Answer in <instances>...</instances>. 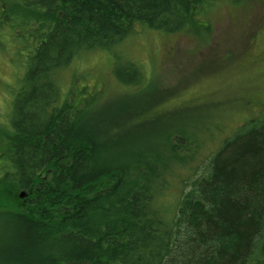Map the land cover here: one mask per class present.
<instances>
[{
  "label": "trees",
  "instance_id": "trees-1",
  "mask_svg": "<svg viewBox=\"0 0 264 264\" xmlns=\"http://www.w3.org/2000/svg\"><path fill=\"white\" fill-rule=\"evenodd\" d=\"M220 1L4 0L24 70L0 123V264H264V111L216 150L185 129L122 148L118 124L94 121L101 93H61L75 62L196 31ZM117 61L123 90L140 86L143 65ZM217 125L203 126L211 142Z\"/></svg>",
  "mask_w": 264,
  "mask_h": 264
},
{
  "label": "rangeland",
  "instance_id": "rangeland-1",
  "mask_svg": "<svg viewBox=\"0 0 264 264\" xmlns=\"http://www.w3.org/2000/svg\"><path fill=\"white\" fill-rule=\"evenodd\" d=\"M4 4L0 0V9ZM198 21L196 31L138 33L117 50L118 56L96 53L75 62L60 74L61 93L74 102L83 89L101 93L94 121L118 124L110 139L124 143L122 148L138 140V147L154 149L157 135L185 129L198 132L199 141L216 150L236 126L264 111V0H223ZM7 28L0 30V123L24 70ZM125 48L129 52L122 54ZM119 58L143 65L140 86L123 90L115 81ZM216 125L213 134L220 137L211 142L203 126ZM113 149L119 148L108 151Z\"/></svg>",
  "mask_w": 264,
  "mask_h": 264
},
{
  "label": "water",
  "instance_id": "water-1",
  "mask_svg": "<svg viewBox=\"0 0 264 264\" xmlns=\"http://www.w3.org/2000/svg\"><path fill=\"white\" fill-rule=\"evenodd\" d=\"M23 196H24L23 193H21L20 197H23Z\"/></svg>",
  "mask_w": 264,
  "mask_h": 264
}]
</instances>
